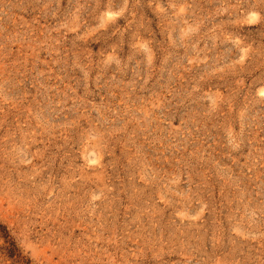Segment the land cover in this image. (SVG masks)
<instances>
[{"label": "rangeland", "instance_id": "obj_1", "mask_svg": "<svg viewBox=\"0 0 264 264\" xmlns=\"http://www.w3.org/2000/svg\"><path fill=\"white\" fill-rule=\"evenodd\" d=\"M0 264H264V0H0Z\"/></svg>", "mask_w": 264, "mask_h": 264}]
</instances>
